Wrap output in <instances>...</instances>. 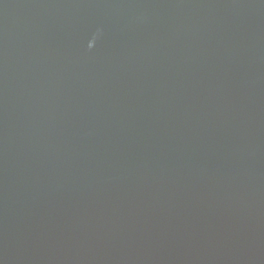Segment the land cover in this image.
Wrapping results in <instances>:
<instances>
[{
    "label": "water",
    "instance_id": "water-1",
    "mask_svg": "<svg viewBox=\"0 0 264 264\" xmlns=\"http://www.w3.org/2000/svg\"><path fill=\"white\" fill-rule=\"evenodd\" d=\"M0 264H264V0H0Z\"/></svg>",
    "mask_w": 264,
    "mask_h": 264
}]
</instances>
